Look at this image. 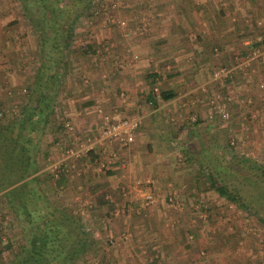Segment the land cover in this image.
<instances>
[{
    "label": "rangeland",
    "instance_id": "374dc122",
    "mask_svg": "<svg viewBox=\"0 0 264 264\" xmlns=\"http://www.w3.org/2000/svg\"><path fill=\"white\" fill-rule=\"evenodd\" d=\"M96 2V0H90L86 9L82 10L75 19L72 44L65 54L66 60L64 64H61V68L71 69V59L83 51L81 47L85 49L86 45L90 44L97 46L95 47L97 51H94V54H97L98 58L102 57L101 61L105 60L104 58L110 59L111 72H118L123 68L128 69V66L126 67L123 59L112 56L114 46L108 45L110 42L111 44L113 41L120 43L124 39V34L127 33L126 35H128L130 31V35L133 37L141 35L148 42H156L162 39L160 36L156 38L157 35L153 33L150 34L148 27H151L150 22L155 18V13L161 11L157 8L163 2L158 3V0H143L142 2H139V0H112L114 7H110L111 3L108 0ZM204 2L206 5H204ZM165 3L163 13L167 15L174 13L179 6L182 9H195L196 12H201L205 8L204 12L207 13L206 26L209 23L207 31L211 35L208 40L205 38L207 43L205 50L206 66H203L205 75L203 76L202 73L200 78L194 79L191 77L193 75L190 74L191 79H186V75H188L186 72L189 71V68H186L185 75L179 77L177 72H173L178 69V66L175 67V63L170 62L171 59H169L162 66L164 72L160 74L161 76L164 75L163 77L158 75V78L155 79L156 76L154 75L150 80L143 79L145 86L141 89L140 96L137 95L138 98L134 95V91H132L133 95L129 98V92H125L120 87L111 90L113 101L116 99L121 105L118 106L116 111L112 110L111 118L131 115L141 116L142 125H139L140 127L137 128L135 134L141 131L143 135L151 140L150 138L157 133L163 140L169 138L177 142L178 148L177 146H171V144L168 145L170 153L166 155L171 158V161L167 164L170 165L168 170L173 175V179L169 180L170 185L175 191L177 187L180 189L182 186L184 188L189 186L191 191L189 194L188 192L185 193L189 202L185 198L182 199L179 192L176 191L175 199L181 205L180 210L168 206L165 200L166 194L165 199L163 195L164 205L171 213L170 217L174 215L175 218L180 219L182 217L180 215L187 213L185 216L187 220L190 218L189 212L192 208L194 216L189 219V223L193 225L192 228L196 231L201 229L199 237H209L210 235L211 237H227L232 236L231 234L236 237L231 243L232 250L228 251L230 252L228 254L230 264H264V183L256 176V171L243 175L240 172L241 168L232 164L231 167L238 174V177L232 182L229 181L228 185L234 187L241 200L249 205L250 211L243 210L241 207L219 197L209 188L205 174V170L208 168L206 163L203 162L205 158L201 154V149L208 148L210 158L221 164L229 162V159H232V161L240 159L242 156L254 162L264 163V54L259 55L256 59L247 60L254 50L259 51L260 48H264V43L261 42L264 39V0H204L203 2L194 1L193 4L188 0H180L179 2L169 0ZM174 3L177 7L174 6ZM100 4L103 5L102 7L107 8L100 9ZM92 8H97L98 11L89 14ZM128 15H131V19L127 18ZM0 16L1 20L4 21L2 23H7V26L12 29L6 41L8 47L0 49L1 67L5 66L0 71V112L2 113L0 126H3L14 120L26 109L29 103L30 91L35 77L34 70L41 62L38 50L41 40L33 24L28 18L24 17L18 0H0ZM142 17L143 19H141ZM119 20L125 22L123 28L119 27ZM146 22L149 24L147 25ZM201 26L203 27L202 24ZM87 27L89 29L98 27L101 30H111V39L109 36L101 39L96 38L95 35L98 32H90L89 29H86ZM86 30L90 32L88 35H86L88 33ZM84 31H86L85 36L81 37L80 35ZM225 33H227V42L222 43L221 38H224ZM175 37L177 38L178 35L164 39L172 42V40L176 41ZM234 37H238V40L246 38L249 41L247 49L240 50L236 48L235 44L238 40L232 39ZM195 38L201 39L197 35ZM180 40L186 45L199 42L194 38L190 40L188 36ZM254 42H261V44L252 46ZM82 53H85V51ZM87 54L91 56L93 53L89 52ZM136 57L134 56V58ZM166 65H168L167 68ZM180 66L182 67V65ZM146 69L153 70L154 67L148 66ZM221 69L229 70V72L226 75L213 78V75L220 73ZM80 70L83 71V69ZM136 70L139 71V69ZM78 71L76 70L75 73L77 74ZM85 72L82 74L85 75L84 78L88 75ZM150 73L148 75H151ZM145 74L142 75L146 76ZM166 74L169 75L168 78ZM172 74L177 77L175 83L170 79ZM164 87L172 90L176 88L174 90L175 95L183 94L181 97V118L177 121L184 119L185 122L180 123H185L184 127H186L190 124L188 123L190 122L188 117L195 115L199 121L193 131H187V128L183 130L181 126L177 129L178 124L164 122L158 113L155 114L156 117L151 116L154 115V112H157L155 110L156 103L146 99L147 93L155 91L154 93L157 94L158 89ZM55 90V104L48 116L49 124L41 140L45 145H48V143L49 145H55V140L59 142L55 146H51L50 152L48 148L46 149V146L43 148L44 145L42 144L37 157L40 169L45 167L49 160L57 156L66 144H70L72 139L70 137L71 133L65 135V133L58 131L57 126L55 128V124L58 125L62 115L60 108H62L63 99L59 95L65 89L60 87V83H57ZM199 95L201 97L197 100L202 101L205 110H208L205 111L203 118L192 114L188 104L190 100ZM31 101L30 104L34 106V101ZM127 102L129 105L123 106ZM68 121L73 125L71 120L68 119ZM149 129H153L154 133L148 131ZM161 129L167 132L164 134L157 131ZM73 130L74 127L72 126V132ZM95 134L93 133V136ZM47 136H50V141H48ZM82 137L81 135V138L78 139L76 136V139L74 138L71 142L82 141L85 139V137ZM114 149L115 147H113ZM93 150L97 153L94 154ZM93 150H91L92 153L89 152L90 154L87 153L81 155L78 159H74L73 174H75L68 177L69 183H67L66 189L61 190L57 188V185L53 186L54 178L48 181L46 188L42 186V189H44L43 196L39 203L46 201L57 209H64L66 213L72 217L74 216L84 229L85 237L88 238L87 246L85 251L76 259L75 264H113L111 263V255L117 244L112 241L113 237H111L109 208L111 202L108 200H111V192L108 187L109 184L101 179L106 176L109 167L107 166L108 163L102 168H99L98 164L99 161L105 160L103 157L107 152L103 154L99 147H94ZM89 159H91V162ZM85 164L88 165L85 168L86 171L83 169ZM57 180H55L56 183L61 182ZM73 182L75 184H72ZM153 182L150 181L149 184H153ZM151 191L155 192V189H151ZM105 195L108 198H104ZM98 197H102L106 203L100 205L97 202ZM132 201L126 200L123 202V214L126 213L125 208H127V211H129L127 212L128 216L136 215L132 213L134 212L132 211V206H134L131 204ZM183 201L189 203L187 211L183 210V206H185ZM2 202L5 201L0 192V237H5V243H2L0 239V264H7L23 240L24 231L19 219ZM125 204L129 205L126 206ZM79 208L83 210V214H78ZM204 213L205 217H199V214L204 215ZM176 214L179 215L176 216ZM215 221L218 224L214 227ZM171 226L173 225L169 224L167 227L170 228ZM187 227L191 229V226ZM184 229L182 232L185 234V238L192 240L195 235ZM189 235H192L191 239H188ZM128 237L134 236L131 233V236ZM121 238L122 240L126 239ZM118 244L117 247L123 245L122 242ZM145 249L148 252L151 251L148 247ZM198 253L202 256L204 250H199Z\"/></svg>",
    "mask_w": 264,
    "mask_h": 264
},
{
    "label": "crops",
    "instance_id": "0c3cea01",
    "mask_svg": "<svg viewBox=\"0 0 264 264\" xmlns=\"http://www.w3.org/2000/svg\"><path fill=\"white\" fill-rule=\"evenodd\" d=\"M142 1L143 0H139V2ZM167 1L169 0H158V3L163 2L160 3L157 8L161 11L155 13V18H153L150 22L151 27H148V30H150L149 32H151L150 34L153 33L157 35L156 38L160 36L162 38L161 40L148 42V40L143 38L141 35L133 37L130 35V31L128 35H126L127 33L124 34L125 36L123 35L124 39L122 38L123 41L120 43L113 41L112 44L111 42L108 44L114 46L112 56L123 59V62L126 67L128 66V69L123 68V70H119L118 72H111L110 59L104 58L105 60L101 61L103 58H98L97 54H94L97 51L95 48L97 46L90 44L88 46L86 45V50L81 47L83 49L82 52L85 51V53L80 52L76 54L73 59H71V69H67V67L64 66V68H61V63H58V61L52 63L51 61L48 62L45 59L42 60L43 64L40 62V65L36 67L37 69L35 68L34 76L39 70L43 72V89L48 92V94H53L55 96L57 83H60V87L65 89L59 95V97L63 99L62 108H60L62 120H60L62 121V124L65 121H68V119L73 123L72 126L74 127V130L70 134V137L72 138L71 140H73L76 136L79 139L81 138V135L83 136L82 138H84L87 136L92 137L93 133H97L99 123L98 120L100 121L102 115H107L111 119L112 110L116 111L118 106H121L119 101L116 99L113 101L111 97V90L113 91L114 88L120 87L125 92H129V98L133 95L132 91H134V95L138 98L137 95L140 96V92L142 91L141 89L145 86V81L143 79L150 80L154 75L156 76L155 79H157L158 75L161 76L160 73L164 72L162 66L164 63H167V60L169 59H171L170 62L175 63V67L178 66V69L173 72H177L179 77L183 74L185 75L186 68H189V71L186 72V74H188L186 75V79H191L189 77L191 76L190 74L193 75L191 77L194 79H197L198 77L200 78L202 73L203 76L205 75V50L207 48L205 38L208 40L211 36L207 31L209 23L206 26L207 13L204 12L205 8L203 7L204 10L202 9L201 12H196L195 9H182L181 6L177 7L174 3V6L177 7L176 11L171 15H167L163 13V9L166 6L165 2ZM172 1L179 2L180 0ZM188 1H191L192 3L194 1L203 2L204 0ZM204 5H206L205 2ZM127 18L131 19V15H128ZM141 19H143V17ZM2 22L4 21L0 18V49H2V47H8L6 41L12 31V29L7 26V23H4V25ZM135 22H137V20H135ZM146 23L147 25L149 24L148 22ZM95 28L92 27L89 29L87 27L86 29H89L90 32L94 33L97 31L98 34H96L95 37L99 39L102 37H111V30H101L98 27ZM86 31H84V33L80 36H85ZM226 34L227 33H225V36L223 35V39L221 38L222 43L227 42ZM177 35L178 37H175L176 41L172 40V42H168L167 39H164ZM196 35L201 37V39L195 38ZM186 36H188L190 40L194 38L199 42L186 45L180 40L186 38ZM232 39L237 41L238 37H234ZM203 41H205V43H203ZM237 44H235V47L243 50L247 49L249 41L246 38H243L239 39ZM89 52H92L93 56L87 54ZM134 56L137 57L134 58ZM186 63L188 64L186 65ZM180 65H182V67ZM1 66L2 65L0 63V71L2 68ZM148 66H153L154 69L147 70L146 68H148ZM167 67L168 65H166V68ZM4 68L5 66L2 69ZM80 69H83V71ZM136 69H139V71ZM76 70H79L77 74L75 73ZM84 71L87 72L88 75H86V78L88 79L84 78L85 75H82ZM152 71L154 73L151 74L150 72ZM143 73H146V76H143ZM149 73L151 75H148ZM168 76L169 75L166 74L167 78ZM175 78H177L176 75L174 76L172 74L170 79L173 83L176 81ZM34 81L35 77L33 79V83ZM163 89L168 90L171 88L164 87L158 90L160 91ZM174 90H176V88ZM155 95L156 94L154 93V98H156ZM182 95L183 94L175 95L171 98L173 100L170 99L166 101H160L157 98L155 100V105L157 107L162 106L163 104L166 106L160 107L157 112H154V115L151 116L156 117L155 114L158 113L163 118L164 122H168L169 124H178L177 127L176 125L175 127L178 129L179 126H181L184 130L185 127L182 125H185V123L183 124L180 122H185V120L182 119L181 121H177L181 118ZM199 97L201 96H195L188 104L189 108H191L192 114H196L199 118H203L208 110H205V105L202 101L197 100ZM127 105H129L128 102L124 103L123 106ZM141 125L142 123L140 126ZM56 126L57 123L55 124V128ZM152 130L149 129L148 131L151 132ZM157 131L164 134L167 132L164 129ZM159 136L160 135L156 133L152 138H150L151 140H149V137L143 135L141 131H138L137 134H135L134 142L128 148H115L117 155L112 158H110L108 153L103 151L100 147V151L102 150L103 154L106 153L103 158L105 159V162H108L107 166L109 167V171L106 176H103L101 179L109 184L108 187L111 192V200L108 199L109 202H111L109 203L111 214V237H113L112 241L115 242L117 246L119 245L118 243L122 242L123 244L121 247L116 246L112 251L111 263L230 264L228 259V254L230 252L228 251L232 250L231 243L236 239L233 234H231L233 237H211V235L209 237H199L201 229L200 231H196L192 228L193 225H190L189 223V219L194 216L192 208L191 212L188 211L190 218L187 220L185 217L187 213L180 215L182 216L180 219L175 218L174 215L173 217L169 216L171 213L169 212V209H167L166 205H164L163 195L165 199V194H167L172 188L170 181L173 179V175H171V172L168 170L170 169V165H167L168 162L171 161V158L166 155L170 153V149L168 147L169 144L173 147L177 146V148L178 144L176 141L169 138L163 140ZM58 142V140H55V145ZM55 145H46V149L48 148L49 151L51 146ZM92 152H94V154L97 153V151L95 152L94 150ZM89 161L91 162V159H89ZM87 166L88 165L85 164V167L83 168L84 171H86L85 168H87ZM39 171H41V169ZM184 177L187 178L188 176ZM58 180L61 182H57V188L61 190L66 189L69 179L66 176L64 177V175H61ZM146 181L154 182L153 184H146ZM72 184L75 183L73 182ZM187 184L189 185V183ZM151 189H155V192H152ZM149 191L153 194V196L155 195L153 203L146 202L145 195H147ZM176 191L179 192L182 199L185 198V200H187L185 193L188 192L189 194L191 189L189 186L186 188L182 186L180 189L177 187ZM104 198H108L107 195H105ZM126 200H133L131 203L134 205L132 206V211L135 213H132L136 215L128 216L127 212L129 211H127V208H125L126 213H122L124 211L122 208L124 206L123 202ZM183 203L185 204V206H183V210L187 211V205L189 203H186V201H183ZM125 205L128 206L129 204ZM177 215L179 214H176V216ZM169 224H172L173 226L170 228L167 227ZM217 224L218 223L215 221L213 224L214 227ZM187 226H191V229H188ZM183 229L193 233L195 237H193L192 240H187L185 238V234L182 232ZM217 230H219V228H217ZM129 231L134 237H128L131 236ZM120 237H124L126 239L122 240ZM147 247L151 251L148 252L145 249ZM199 250H204V254L202 256L199 255Z\"/></svg>",
    "mask_w": 264,
    "mask_h": 264
},
{
    "label": "trees",
    "instance_id": "16d2710c",
    "mask_svg": "<svg viewBox=\"0 0 264 264\" xmlns=\"http://www.w3.org/2000/svg\"><path fill=\"white\" fill-rule=\"evenodd\" d=\"M19 6L38 32L41 40L39 53L42 60L64 64L65 54L73 38V24L78 14L86 9L90 0H18ZM264 43V39L261 41ZM261 42H254L257 46ZM43 72L39 70L30 91L29 103L14 120L0 126V192L5 207L21 222L24 234L17 251L7 264H75L87 246L88 238L76 218L57 209L46 201L39 203L52 177L40 170L38 152L42 148V136L46 130L48 116L55 104L54 95L43 89ZM175 91L160 90L147 93L146 99L155 103L158 98L166 101L175 96ZM34 106H32V101ZM198 118L190 121L186 130L193 131ZM63 126L58 122L57 128ZM184 126V125H183ZM43 148L46 146L43 144ZM49 145V143H48ZM42 152V151H41ZM40 152V153H41ZM206 163L205 174L209 188L219 197L250 211L249 205L241 200L228 182L238 177L231 167L241 168L243 175L256 171L264 183V163L254 162L245 157L229 159L219 163L210 158L208 148L201 149ZM199 161V160H197ZM201 163V162H200ZM53 180V186L57 183ZM101 196V195H100ZM98 203H106L98 197Z\"/></svg>",
    "mask_w": 264,
    "mask_h": 264
},
{
    "label": "built area",
    "instance_id": "2783aa9c",
    "mask_svg": "<svg viewBox=\"0 0 264 264\" xmlns=\"http://www.w3.org/2000/svg\"><path fill=\"white\" fill-rule=\"evenodd\" d=\"M96 3H99L100 1L105 0H96ZM108 2L111 3L110 7H114V2L112 0H108ZM100 9L104 10L106 8L102 7L103 5L100 4ZM96 7V5H95ZM98 11L97 8L91 9L89 11L90 13H96ZM119 27L123 28L125 25V22L123 20H119L118 22ZM250 56L249 59H256L259 55L264 54V48H260V50H254ZM220 73H215L213 75V78H216L218 76L226 75L229 70H220ZM86 81V79H85ZM155 90V89H154ZM165 106L163 104L162 106H156L155 110H158L160 107ZM1 112H0V118H1ZM141 116L138 115H131L127 117H121V118H109L107 115H102L99 123H98V129L95 136L92 137H85L82 141H76L75 143H72L70 140V144H66L65 148L59 152L57 156H55L52 160H49L45 167L41 169V171H44L52 178L59 179L61 175L68 177H72L73 171H74V159H78L81 155L87 154L93 150L94 147H101L103 151H106L108 153V156L110 158L117 155L115 152V149L113 150V147L118 149H126L134 142L135 137V131L139 127L141 123ZM189 120L192 122L195 120V115H191L189 117ZM58 131L70 134L72 132V125L70 121H65L63 123V126L59 127ZM48 141H50V136H47ZM52 140V139H51ZM101 150V151H102ZM108 162L105 161H99V168L105 167V165ZM150 181H146V184H149ZM176 191L174 189H170V191L166 194V201L167 205L171 206L173 209L180 210L181 205H179V202L175 199ZM145 199L147 203L154 202L153 194L148 192L147 195H145ZM231 206V205H229ZM78 214H83V210L81 208L78 209ZM204 215L199 214V217ZM192 235L188 236V239H191ZM1 242L5 243V237H0Z\"/></svg>",
    "mask_w": 264,
    "mask_h": 264
}]
</instances>
